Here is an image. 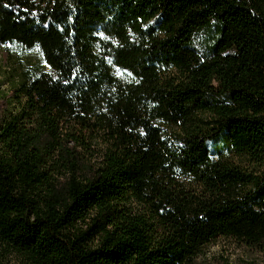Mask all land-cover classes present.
Listing matches in <instances>:
<instances>
[{
    "label": "trees",
    "instance_id": "16d2710c",
    "mask_svg": "<svg viewBox=\"0 0 264 264\" xmlns=\"http://www.w3.org/2000/svg\"><path fill=\"white\" fill-rule=\"evenodd\" d=\"M0 45L31 77L0 107V236L30 264L264 245V0H0Z\"/></svg>",
    "mask_w": 264,
    "mask_h": 264
},
{
    "label": "rangeland",
    "instance_id": "374dc122",
    "mask_svg": "<svg viewBox=\"0 0 264 264\" xmlns=\"http://www.w3.org/2000/svg\"><path fill=\"white\" fill-rule=\"evenodd\" d=\"M27 68L24 62L19 60L17 54L9 52L6 46L0 45V107L2 116L20 111L22 104H25L23 99L21 100L22 95H19L20 97L13 104L10 99L17 93L22 78H31L28 77L29 74L24 75ZM80 125L83 127L82 123ZM235 159L237 162L244 163V159L239 157ZM81 223L86 226V217L80 220ZM259 244L253 238H244L242 241L218 239L207 244L202 252L193 257L191 263L183 264H264V245ZM29 260L30 257L27 253L11 246L0 236V261L2 264H30Z\"/></svg>",
    "mask_w": 264,
    "mask_h": 264
}]
</instances>
